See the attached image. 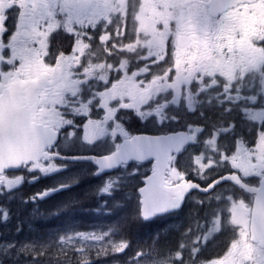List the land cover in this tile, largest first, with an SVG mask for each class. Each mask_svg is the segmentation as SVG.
Here are the masks:
<instances>
[{
  "label": "snow or ice",
  "instance_id": "6c2138e0",
  "mask_svg": "<svg viewBox=\"0 0 264 264\" xmlns=\"http://www.w3.org/2000/svg\"><path fill=\"white\" fill-rule=\"evenodd\" d=\"M90 178L124 215L16 238ZM187 205L175 244L125 231ZM0 264H264V0H0Z\"/></svg>",
  "mask_w": 264,
  "mask_h": 264
},
{
  "label": "trees",
  "instance_id": "16d2710c",
  "mask_svg": "<svg viewBox=\"0 0 264 264\" xmlns=\"http://www.w3.org/2000/svg\"><path fill=\"white\" fill-rule=\"evenodd\" d=\"M136 124L137 125L135 129H138L139 131H144L143 127H139L138 123ZM53 179L54 178L49 177L46 179H41L36 184H33L31 186L25 185L22 191L24 195L27 196L31 193L39 191L45 186H50L53 183ZM139 182L140 179L137 181L136 185H140L141 183ZM85 184H92V183L90 181L89 182L83 181L80 185L74 187L71 190V192L57 193L44 201H39L38 202L39 212L42 213L43 215H37L34 219L29 220V223H31L32 225V231L28 230V226L26 224L25 230L23 232L28 234L29 233L41 234L47 232L51 227H55L57 230L63 229L64 226L68 225L67 222L70 219H76V218L79 221L73 220L71 221V224L81 229L83 226H85V222L90 220L89 218L91 217H100L105 223H112L113 221L117 220L120 216L124 215L125 210H117L112 216L97 215L94 212H92L91 209L97 206L98 200L94 195L89 197L84 196L85 191L91 188L89 186H85ZM129 192L131 193L130 189ZM72 195H76L84 199V203L80 206L70 209L68 212H65L59 216H52V217L48 216V213L51 212L53 209H55L58 204L66 201ZM11 207L13 211H15L17 208L20 207V205L16 202H13ZM190 207L191 205H187L182 211L176 214L177 216L183 217V220H181V222L179 223V226L181 228L188 223L187 213L189 212ZM32 208L33 205L29 204L21 213V217L22 218L27 217ZM91 219H97V218H91ZM14 225H15V219L12 221L11 226L14 227ZM150 229L152 231H150ZM161 229H163L162 224L160 222V219H157L151 223H144L141 221H129L127 227L125 228V231L127 232L128 236H136L143 232H149V233H152L154 231L158 232ZM177 239H178V232L174 229H169L167 235L161 237L160 243L162 244L163 242L165 243L168 242L175 244Z\"/></svg>",
  "mask_w": 264,
  "mask_h": 264
},
{
  "label": "flooded vegetation",
  "instance_id": "af4514ba",
  "mask_svg": "<svg viewBox=\"0 0 264 264\" xmlns=\"http://www.w3.org/2000/svg\"><path fill=\"white\" fill-rule=\"evenodd\" d=\"M139 124V123H138ZM136 123H134V125H133V127L134 128H136ZM89 167H91V166H89ZM141 178L142 177H144V176H146L147 174H149V172H150V164L149 165H146L145 167H143V168H141ZM141 178H140V182L139 183H141ZM101 179L102 178H91L89 181L92 183V184H94L95 182H98V184L100 183V181H101ZM92 184H85V186H89V187H91L92 186ZM142 185V183L139 185V186H141ZM91 218H97V219H91ZM91 218H89L90 220H88V221H86L85 222V226H83L82 228H81V230H88V229H90L92 226H94V225H98V223H100L101 225H106V224H109V223H105L103 220H102V218H100V217H91ZM73 220H77V218L76 219H70L67 223H68V225L69 224H71V221H73ZM77 221H79V220H77ZM65 227V226H64ZM150 228H152V227H150ZM58 230H61V229H58ZM55 231H57V229L55 228V227H51L47 232H44V233H41V234H36V233H24V232H21L20 234H19V236L18 237H16L17 239H25V238H29V239H31V238H33V237H36V238H44V237H47L50 233H53V232H55ZM150 231H152L151 229H150ZM155 233H157V232H152V233H149V232H143V233H141V234H138V235H136V236H129V238L131 239V241H132V243H133V245H136V244H144V243H149V242H151L152 241V238H153V236H154V234ZM10 238V237H9ZM223 238V237H222ZM221 240H223L224 241V238L223 239H221ZM165 242H163L162 244H164ZM220 247H222V244L220 243V245L216 248V250L217 251H219L220 250Z\"/></svg>",
  "mask_w": 264,
  "mask_h": 264
},
{
  "label": "rangeland",
  "instance_id": "374dc122",
  "mask_svg": "<svg viewBox=\"0 0 264 264\" xmlns=\"http://www.w3.org/2000/svg\"><path fill=\"white\" fill-rule=\"evenodd\" d=\"M138 123V122H137ZM138 126L139 127H143L144 128V126L142 125V124H138ZM138 126H137V128H138ZM141 171H140V174L137 176V178L135 179V180H133L132 181V183H133V185H136L137 184V181L140 179V177H141ZM91 179V178H90ZM90 179H87V180H85L84 182H89V180ZM101 182V181H100ZM94 185H98V182H95L94 184H92V186H94ZM91 186V187H92ZM130 191H132V189H130ZM181 220H183V217H181V216H177V215H173V216H167V217H164V218H161L160 219V222H161V224H162V227H163V229H165V228H168V229H174L173 227H170V226H173V225H179V223L181 222ZM98 225H101L100 223H98ZM94 226H96V225H94ZM93 227V226H92ZM91 227V228H92ZM221 239H223L222 237H221ZM150 243V242H149ZM221 244H223V240H221Z\"/></svg>",
  "mask_w": 264,
  "mask_h": 264
},
{
  "label": "water",
  "instance_id": "95a60500",
  "mask_svg": "<svg viewBox=\"0 0 264 264\" xmlns=\"http://www.w3.org/2000/svg\"><path fill=\"white\" fill-rule=\"evenodd\" d=\"M150 174H151V173L149 172V174H147V175H150ZM144 178H145V176L141 178V183H142V185H141V186H143V181H144Z\"/></svg>",
  "mask_w": 264,
  "mask_h": 264
}]
</instances>
